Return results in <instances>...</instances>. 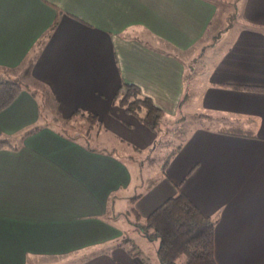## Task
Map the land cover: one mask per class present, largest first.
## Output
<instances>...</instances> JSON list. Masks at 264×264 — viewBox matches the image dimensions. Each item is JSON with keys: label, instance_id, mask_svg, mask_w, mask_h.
Wrapping results in <instances>:
<instances>
[{"label": "crops", "instance_id": "obj_1", "mask_svg": "<svg viewBox=\"0 0 264 264\" xmlns=\"http://www.w3.org/2000/svg\"><path fill=\"white\" fill-rule=\"evenodd\" d=\"M237 3L214 29L218 0H0V81L37 82L54 120L96 116L88 141L45 122L34 89L0 112L14 144L0 148V264H159L131 217L179 191L216 220L217 264H264V90L234 86L264 88V0ZM125 83L194 121L138 193L126 152H155L158 134L116 101ZM126 237L155 254L132 255Z\"/></svg>", "mask_w": 264, "mask_h": 264}, {"label": "trees", "instance_id": "obj_2", "mask_svg": "<svg viewBox=\"0 0 264 264\" xmlns=\"http://www.w3.org/2000/svg\"><path fill=\"white\" fill-rule=\"evenodd\" d=\"M56 25L57 21L49 32ZM234 86L264 90V88L254 86ZM24 89L30 90V87L23 84L19 79L0 81V112L10 106ZM33 94L36 93L33 91ZM115 99L125 110L136 115L146 126L157 132L158 141L154 147L161 144L164 137L162 124L171 120L172 117H168L160 107L154 104L151 98L143 95L140 87L135 84H123L116 93ZM77 114L84 115L85 112L77 110L74 115ZM87 116L90 123L95 122V115L88 113ZM63 122L68 123L69 121ZM41 127L43 125H34L26 130L24 134L36 132ZM222 131L247 135L245 131L238 129H225ZM61 132L68 136L73 135L66 126L64 128V125L61 126ZM183 141L177 144L165 158L162 164L163 171L167 168L173 156L182 148ZM5 146H14L12 138L0 135V148ZM138 151L141 150L138 149ZM135 216V224L141 229L143 235L149 240L158 241L159 264H180L179 260L182 257L185 260L181 264H217L215 258L216 220L204 214L183 191H179L177 195L168 198L148 216L143 218L137 212ZM123 241L131 245L129 252L132 255L142 254L134 241L130 239H124Z\"/></svg>", "mask_w": 264, "mask_h": 264}, {"label": "rangeland", "instance_id": "obj_3", "mask_svg": "<svg viewBox=\"0 0 264 264\" xmlns=\"http://www.w3.org/2000/svg\"><path fill=\"white\" fill-rule=\"evenodd\" d=\"M237 2H238V0H218L219 12H218L217 19L221 23L217 22L215 24L214 29L216 27H220L221 25H223V20L228 21L229 19L233 20L235 17H238V10H237L238 3ZM13 76H14V80L19 79L23 84H27L30 87V90L34 89L35 91L41 93L42 96H46V99L42 105V107H43L42 109H43V113H44L43 115L46 118L45 122L55 123L59 129L61 128L62 125H64V128L66 126V128H68L70 130V133L73 134L75 137H78V138L84 137L83 139L86 138L89 141V139H90L89 135L91 132H93V129H94L93 124H90L86 120L81 119V116H79V118H77L74 122H71V123L70 122L64 123L61 120L60 121L54 120V117L57 119V117L55 115L56 114L55 113L56 112L55 106L50 101L49 97L46 94V92H48V91L43 90V89H37L36 88V87H38L37 82H34L32 79L24 76V73L19 75L20 78L18 76L16 78L15 74ZM180 115H181V113H180ZM189 117H191V116H189ZM193 124H194V121L191 118L186 122H181V121H177L174 119H171L169 121H165L163 123V126L165 127V129L163 130L164 137H163V140L161 141V144H159V147L155 152L154 151L153 152H149V151L147 152L146 151L143 153H139V152H136L134 150L126 152V154H129V155L131 154L133 157H135L138 161L141 162V166H140V173L141 174H140V176H142V177L140 178V180H142V183L137 185V187H136L137 193L143 191L142 185H145V184L148 185L149 183H151V181L156 179L157 176L162 173V171H163L162 164H163L165 158L168 156V154L174 149V147L177 144H179L181 141H183L184 135L186 138L190 129L193 127L192 126ZM93 141L94 140H91L90 143L95 145V143ZM160 149H161V151H160ZM152 158H153V160H152ZM135 218H136V216L133 213V216L131 217L132 221ZM139 231L141 232V229ZM124 239L129 240L128 237H126ZM130 240L134 241L131 238H130ZM139 242L140 243L142 242L141 244L137 243V246L139 244V246L142 247V249L140 250V252L142 254L146 253L149 257H152L155 254L153 251V247H149V248L147 247V244H149V242H151V241H149V242L146 240L142 241V239L139 237ZM149 245H151V244H149ZM155 245H157V243ZM140 247H139V249H140ZM184 260H185V258L182 257V259L179 260V263L180 264L183 263ZM46 262H48V260L42 259L39 263L37 260L34 261L35 264H45Z\"/></svg>", "mask_w": 264, "mask_h": 264}]
</instances>
